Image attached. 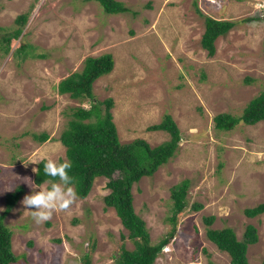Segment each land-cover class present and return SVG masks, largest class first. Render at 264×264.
<instances>
[{
  "label": "rangeland",
  "instance_id": "rangeland-1",
  "mask_svg": "<svg viewBox=\"0 0 264 264\" xmlns=\"http://www.w3.org/2000/svg\"><path fill=\"white\" fill-rule=\"evenodd\" d=\"M117 1L129 12L107 15L94 1L0 0V213L6 196L24 189L4 220L15 264H115L122 245L134 249L105 205V178L95 179L85 199L54 211L46 222L37 224L34 209L23 204L37 165L66 159L59 138L71 109L89 107L59 95L58 83L80 72L88 57L105 53L114 68L94 83L93 94L96 101L113 100L120 142L140 139L153 148L168 141L167 133L148 130L166 116L180 131L175 156L132 187L134 211L156 245L173 230L171 189L189 181L174 236L154 264H230L206 230L231 228L241 240L249 225L258 242L248 247V263L262 264L264 215L247 218L244 210L264 203V122L224 132L215 129L214 118L240 117L264 91V0ZM26 13L21 36L5 52L2 38ZM205 17L235 24L216 40L213 57L200 44ZM21 46L33 57L18 52ZM42 133L46 142L33 138Z\"/></svg>",
  "mask_w": 264,
  "mask_h": 264
},
{
  "label": "trees",
  "instance_id": "trees-1",
  "mask_svg": "<svg viewBox=\"0 0 264 264\" xmlns=\"http://www.w3.org/2000/svg\"><path fill=\"white\" fill-rule=\"evenodd\" d=\"M96 2L107 15H118L129 12L117 0H83ZM196 12L201 15L196 7ZM264 19V16H263ZM28 21V14H21L15 19V29L2 40L5 43V52L9 51L11 40H17L22 34V28ZM231 21L204 18V32L200 44L209 57L216 52L215 42L234 28ZM28 46H21L18 52L26 57H33L27 53ZM114 68V59L111 54L105 53L99 57H88L83 62L80 72H75L61 80L57 85L59 95H67L70 99L87 102L89 107L71 109L65 130L59 138L65 147V156L70 160L72 167L69 175L74 177L73 185L77 198L85 199L90 193L94 180L105 178L108 180L106 188L109 194L105 197L106 207L112 208L128 232L127 238L133 243L134 249L127 250L121 246L115 264H154L158 255L169 243L177 227V215L186 207V194L189 181L184 180L171 189L172 217L169 219L173 226L172 232L156 245L150 242V235L144 220L136 215L133 206L132 187L142 178L152 177L159 168L166 165L176 154L181 136L180 131L171 116L164 117L158 125L148 128L149 131L165 132L169 140L156 147H150L146 141L136 139L128 144L119 140L117 129L113 121L111 98L96 101L93 94V85L101 77L109 75ZM264 122V91L252 99L243 110L240 117L229 114H220L214 118V127L218 131H232L240 123L246 126H255ZM36 141L46 142L48 135H33ZM41 161L35 173L34 182L41 184L48 179L44 176ZM117 175V177H114ZM48 187V186H47ZM24 194L23 187L16 188L5 198V209L0 213V264H15L18 260L12 251V232L5 225V218L11 213L19 199ZM199 210L201 206L194 207ZM247 218H256L264 215V203L245 209ZM214 218L205 219L207 226L213 224ZM206 237L219 251L226 253L230 264H249L247 250L250 245L258 242L257 230L247 226L242 239H238L231 228L206 230ZM264 264V260L262 262Z\"/></svg>",
  "mask_w": 264,
  "mask_h": 264
},
{
  "label": "clouds",
  "instance_id": "clouds-1",
  "mask_svg": "<svg viewBox=\"0 0 264 264\" xmlns=\"http://www.w3.org/2000/svg\"><path fill=\"white\" fill-rule=\"evenodd\" d=\"M71 167L70 160L57 162L48 159L43 166L44 176L48 179L43 180L41 184L31 183L33 191L24 198L23 204L29 209H34L30 212L37 224L50 220L56 210H66L77 199L73 187L75 180L69 175ZM35 172L39 173V170L35 169ZM44 184L48 187L42 188Z\"/></svg>",
  "mask_w": 264,
  "mask_h": 264
},
{
  "label": "built area",
  "instance_id": "built-area-1",
  "mask_svg": "<svg viewBox=\"0 0 264 264\" xmlns=\"http://www.w3.org/2000/svg\"><path fill=\"white\" fill-rule=\"evenodd\" d=\"M260 8H261V9H263V8H264V6H260ZM263 16H264V15H263ZM263 16H262V17H263Z\"/></svg>",
  "mask_w": 264,
  "mask_h": 264
}]
</instances>
